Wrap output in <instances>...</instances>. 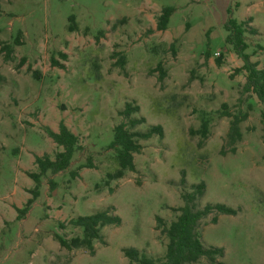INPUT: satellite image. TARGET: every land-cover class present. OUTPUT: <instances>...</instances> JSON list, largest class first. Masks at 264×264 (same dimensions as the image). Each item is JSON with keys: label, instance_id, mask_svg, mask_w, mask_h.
I'll list each match as a JSON object with an SVG mask.
<instances>
[{"label": "rangeland", "instance_id": "374dc122", "mask_svg": "<svg viewBox=\"0 0 264 264\" xmlns=\"http://www.w3.org/2000/svg\"><path fill=\"white\" fill-rule=\"evenodd\" d=\"M166 7L174 12L160 32ZM229 17L250 20L245 53L264 70V0H0V264H131L125 248L162 260V225L200 182L198 208L223 204L237 212L204 219L201 243L222 248L223 264H264L261 106L243 90L242 63L225 44ZM127 103L144 119L132 132L160 126L163 138L139 141L135 172L111 181L117 164L107 146ZM225 113L245 116L233 146ZM203 121L204 140L196 133ZM60 123L82 150L66 171L41 178L37 198L18 216L34 188L26 175L37 172L34 158L61 150L44 131L57 132ZM88 158L91 168L78 170ZM106 210L120 225L100 229L93 254L60 247L57 238H82L71 224L77 217Z\"/></svg>", "mask_w": 264, "mask_h": 264}, {"label": "trees", "instance_id": "16d2710c", "mask_svg": "<svg viewBox=\"0 0 264 264\" xmlns=\"http://www.w3.org/2000/svg\"><path fill=\"white\" fill-rule=\"evenodd\" d=\"M173 12L174 9L172 7L162 9L156 21L157 31H166L169 18ZM228 14L231 15L230 10H228ZM70 21L72 23L70 30L73 31L75 29V24L72 18H70ZM249 22L250 20L244 23H237L234 19L229 17L223 26L226 32L225 44L231 47L235 56L242 63L240 71L245 73L243 90L246 93L253 94L261 106L260 123L263 132L262 141L264 143V70L258 69L257 64L251 62L249 56L245 53L247 44L244 35L248 29L246 25ZM249 32L253 35H259L255 29H249ZM3 50L7 51V56L12 51L8 46L3 48ZM52 66L63 68L62 65L56 62H52ZM158 69H161L159 65ZM163 75L164 74L161 73V77H163ZM138 111L139 108L137 106L127 103L124 105L123 110L119 112V116L123 118V122L113 128V138L107 146L108 150L114 152L117 169L113 173L107 175L108 180L121 179L125 172H135L133 155L140 154L142 150V146L138 143L139 141H148L154 136L160 139L163 138V131L160 126H151L144 132L131 131V129L144 123L143 118L137 119L133 117ZM225 115L232 117L227 113H225ZM243 120H245V116L232 117L227 134L228 145L233 146L241 140L239 125ZM207 129L208 124L206 121H203L200 130L196 132L200 135L202 140L206 139L208 133ZM44 131L53 144L61 150L54 155L53 159H50L47 155L41 157L36 156L34 158V165L37 172L26 173L27 177L33 181L34 188L29 191L31 198L26 201V206L23 209L16 210L18 216H23L27 208L37 198L41 178L45 176L46 173L56 175L66 171L70 166L73 155L77 151L82 150L78 144L77 136L69 131L64 124L60 123L58 125L57 132L49 128H46ZM83 168H91L90 158L87 159L85 165L79 166L78 170ZM70 176L75 178L76 172H70ZM179 184L181 187L186 185L184 172L180 173ZM190 189L189 192H183L180 195L183 205L174 210L178 213L175 220L170 222L167 227L162 225V232L167 239L163 259L157 261L148 258L134 248H125L122 250L123 256L128 259L131 264H196L201 259L206 260L207 264H223L218 261V259L224 257L223 249L218 247H205L200 241L198 228L200 223L211 214L235 216L237 212L223 204H207L202 208H198L197 203L205 193V184L200 182L191 185ZM216 215L211 219L212 224L217 222ZM158 221L160 222L159 219ZM71 224L74 227L80 228L83 232V236L82 238H75L69 242L57 238L60 247L67 251L73 249H86L90 254H93V241H102L100 229L107 226H119L120 218L110 213L109 210H106L90 216L77 217Z\"/></svg>", "mask_w": 264, "mask_h": 264}]
</instances>
